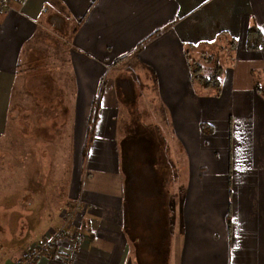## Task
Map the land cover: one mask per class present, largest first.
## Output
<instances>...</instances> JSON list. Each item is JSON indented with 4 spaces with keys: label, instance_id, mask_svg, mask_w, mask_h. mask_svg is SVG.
Here are the masks:
<instances>
[{
    "label": "crops",
    "instance_id": "obj_1",
    "mask_svg": "<svg viewBox=\"0 0 264 264\" xmlns=\"http://www.w3.org/2000/svg\"><path fill=\"white\" fill-rule=\"evenodd\" d=\"M5 1L0 155L46 33L61 29L66 38L77 93L76 157L62 203L81 208L70 234L84 235L73 264H264V47L247 46L253 26L264 39V0ZM191 55L203 69L199 60L219 65V91L193 84ZM105 75L111 78L103 84ZM123 96L134 109L129 135L121 127ZM14 120L24 124L20 111ZM30 140L33 155L38 143ZM122 141L130 142V177L150 172L153 181L145 195L137 177L130 180V217ZM27 168L38 175L37 165ZM23 176L15 177L16 188L37 184ZM39 204L0 197V264H16L62 227V211L45 215ZM71 242L35 264H61Z\"/></svg>",
    "mask_w": 264,
    "mask_h": 264
},
{
    "label": "rangeland",
    "instance_id": "obj_2",
    "mask_svg": "<svg viewBox=\"0 0 264 264\" xmlns=\"http://www.w3.org/2000/svg\"><path fill=\"white\" fill-rule=\"evenodd\" d=\"M63 32L61 29H54V31L46 33L48 42L44 44L43 53L40 54L41 59L33 60L32 65H30L32 69L24 77V86L25 88L27 87V90H24L26 92L23 91V108L16 109L21 112L24 124L20 126L15 123L14 115L16 110H14L10 127L7 131L8 138L5 140V152L3 151V154L0 155V167L5 169L0 172L1 178L5 180L2 181L0 186V197L8 199L9 197L21 195L27 201L37 198V202L40 203L38 206L44 207V209L40 208L38 211L39 213L44 211L45 215L48 213L51 215V213L57 212L58 209L63 214L65 211L75 212L74 206L70 205V207H67L66 204L62 203V199L64 198V192L62 191L65 188L63 185L68 180V174L71 173L69 170L72 169L76 157L70 154L72 153V149L75 148L76 142L74 140L76 134L72 123L75 118V107L73 105L77 96V93L74 91L75 86L73 85L75 78L71 74L72 67L66 55L67 43L63 42L66 39ZM227 44H225L227 47L225 50L229 47V44L228 46ZM191 58L192 64H198L192 55ZM203 61L199 60L204 65V75L208 76L211 65L215 66V64ZM68 72L69 76L63 74ZM110 78V75H105L103 84H106ZM68 84L70 90L65 89V86L68 87ZM63 86L64 92L62 90ZM67 98L69 99L66 100ZM99 100L100 96L95 102V108L91 117L92 122L90 120L89 124V142L87 143L89 146L91 144L90 139L93 137L94 118L96 117ZM66 101L70 106L66 105ZM122 102L124 105H132L126 96H123ZM133 110V107L125 105L121 111V127L124 130V135L128 134L125 132V127L130 126V122H132ZM20 132H22V136H18L17 138H21L18 140L16 135ZM33 137L38 143L39 151H37L39 153L37 152L32 155L29 151V141ZM151 143L150 141L148 142V144ZM129 147V141L121 142L122 169L126 178V214L128 217H130V203L133 194V191H131L130 197V180H135L137 177L138 188L145 195L150 194V186L153 184L150 172H142L140 177L138 174H133L130 177L132 165L130 163ZM138 147L139 145H136V148ZM46 148L49 153H47ZM31 164L38 166V175L30 171L25 172V169L30 167ZM19 165L22 166L20 169ZM135 168L138 169V166L135 165ZM21 170H23V177L31 175L37 184L30 183L32 187L23 186L16 188L18 182L15 181V177L21 173ZM22 183H25V181ZM2 207L3 205H0L1 209ZM6 207H12V204L8 203ZM3 214L4 216L1 215L2 218L6 219L8 223L12 216L9 212ZM77 219L78 217L76 216V222ZM43 223H45L43 219H40V226Z\"/></svg>",
    "mask_w": 264,
    "mask_h": 264
},
{
    "label": "built area",
    "instance_id": "obj_3",
    "mask_svg": "<svg viewBox=\"0 0 264 264\" xmlns=\"http://www.w3.org/2000/svg\"><path fill=\"white\" fill-rule=\"evenodd\" d=\"M21 2L23 0H13ZM8 6V1L0 0V8L4 9ZM79 206L74 207L75 212L65 211L63 214V225L60 229L56 230L50 237L46 238L45 242L39 247H28L25 256L18 260L16 264H35L37 257H39L43 252L47 257L52 258L53 253L57 252L61 247L63 242L72 241L70 248L66 252L65 258L62 260L61 264H73L76 260V251L73 250L74 246L81 244L84 240V235L75 234L71 237L70 228L76 220V216L79 212ZM77 213V214H76Z\"/></svg>",
    "mask_w": 264,
    "mask_h": 264
},
{
    "label": "trees",
    "instance_id": "obj_4",
    "mask_svg": "<svg viewBox=\"0 0 264 264\" xmlns=\"http://www.w3.org/2000/svg\"><path fill=\"white\" fill-rule=\"evenodd\" d=\"M226 35H227L226 33H223L220 35V37L226 36ZM247 46L251 50H258L264 47L263 35L256 26L251 27L248 32ZM232 47H234L233 41H232ZM191 70H192L191 79L194 85L198 84L200 87L204 89L213 88L218 91L220 90L221 76H222L223 71L219 67V65L215 64V67L212 70H210V73L208 76L204 75V72H203L204 69L199 64H192ZM55 255H56V252L53 253V256Z\"/></svg>",
    "mask_w": 264,
    "mask_h": 264
}]
</instances>
